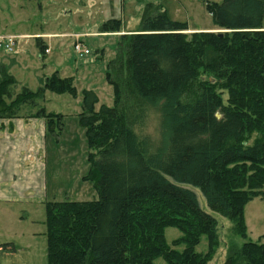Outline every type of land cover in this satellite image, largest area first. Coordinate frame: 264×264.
<instances>
[{"label":"trees","instance_id":"16d2710c","mask_svg":"<svg viewBox=\"0 0 264 264\" xmlns=\"http://www.w3.org/2000/svg\"><path fill=\"white\" fill-rule=\"evenodd\" d=\"M202 1L221 36L187 33L186 23L148 3L139 32L123 37L132 89L161 113V154L149 155L137 140L116 87L111 107L96 109L97 95L81 92L85 180L97 199L46 203L48 264H209L218 222L188 187L199 189L208 209L247 239L244 208L264 199V0ZM101 30L117 32L120 21ZM15 84L7 69L0 71V121L46 119L50 130L61 115L38 107L20 116V110L36 108L46 92L77 96L73 78L57 73L42 79L36 92L22 88L12 97ZM185 95L190 99L183 101ZM168 228L181 234L170 245ZM202 237L207 251L199 254ZM222 264H264V234L233 244Z\"/></svg>","mask_w":264,"mask_h":264},{"label":"rangeland","instance_id":"374dc122","mask_svg":"<svg viewBox=\"0 0 264 264\" xmlns=\"http://www.w3.org/2000/svg\"><path fill=\"white\" fill-rule=\"evenodd\" d=\"M148 3L160 6L169 19L186 23L192 29L224 32L216 28L202 0H0V38H16L11 52L4 49L3 43L0 45V71L7 68L16 81L12 97L22 88L36 92L42 79L54 73L73 78L77 91L75 98L46 92L36 108L23 107L19 112L25 116L43 107L62 118H54L50 130L47 127L50 123L39 119L48 135L46 173L40 189L46 199L0 204V264H48L46 203L97 199L91 183L85 180L89 171L88 145L78 124L83 90H92L97 95V109L100 105L112 106L116 87L119 108L147 153L161 154L165 148L166 131L161 113L133 91L124 58L123 37L139 32ZM112 20L120 21V30L102 32V26ZM187 33L192 31L189 29ZM76 44L89 54L77 53ZM186 99H190L189 95L183 97V101ZM33 189L38 192V188ZM188 189L197 196L200 208L218 222V248L209 264H222L233 244L257 242L264 234V199L256 198L244 208L247 229L244 240L234 234L231 221L208 209L199 189ZM31 192L32 189L27 191L29 195L24 198L33 197ZM180 236L177 229L165 230L169 245ZM206 251L207 240L202 237L196 252ZM154 264L165 263L158 259Z\"/></svg>","mask_w":264,"mask_h":264},{"label":"crops","instance_id":"0c3cea01","mask_svg":"<svg viewBox=\"0 0 264 264\" xmlns=\"http://www.w3.org/2000/svg\"><path fill=\"white\" fill-rule=\"evenodd\" d=\"M188 28L192 32H214ZM47 139L45 124L39 119L0 121V204L46 199L40 189L46 173ZM24 181L26 185H22ZM30 189L34 196L24 198Z\"/></svg>","mask_w":264,"mask_h":264},{"label":"built area","instance_id":"2783aa9c","mask_svg":"<svg viewBox=\"0 0 264 264\" xmlns=\"http://www.w3.org/2000/svg\"><path fill=\"white\" fill-rule=\"evenodd\" d=\"M4 44V49L7 50V51H12L13 50V46H15L16 44V38L15 37H4V38H0V45L1 44ZM74 50L81 54V56H85V55H88L89 54V51L87 49H82V45H79V44H76L74 46ZM264 203V201H263Z\"/></svg>","mask_w":264,"mask_h":264},{"label":"water","instance_id":"95a60500","mask_svg":"<svg viewBox=\"0 0 264 264\" xmlns=\"http://www.w3.org/2000/svg\"><path fill=\"white\" fill-rule=\"evenodd\" d=\"M221 36V33H218Z\"/></svg>","mask_w":264,"mask_h":264}]
</instances>
